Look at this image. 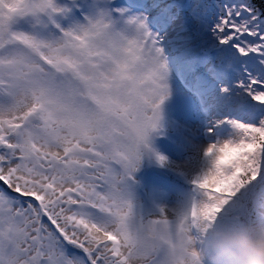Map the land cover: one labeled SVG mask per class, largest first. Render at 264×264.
Here are the masks:
<instances>
[{
  "label": "snow or ice",
  "instance_id": "6c2138e0",
  "mask_svg": "<svg viewBox=\"0 0 264 264\" xmlns=\"http://www.w3.org/2000/svg\"><path fill=\"white\" fill-rule=\"evenodd\" d=\"M182 7L0 0V264H209L210 229L264 222V8Z\"/></svg>",
  "mask_w": 264,
  "mask_h": 264
},
{
  "label": "clouds",
  "instance_id": "9594fccd",
  "mask_svg": "<svg viewBox=\"0 0 264 264\" xmlns=\"http://www.w3.org/2000/svg\"><path fill=\"white\" fill-rule=\"evenodd\" d=\"M199 247L209 264H264V222L218 224Z\"/></svg>",
  "mask_w": 264,
  "mask_h": 264
},
{
  "label": "rangeland",
  "instance_id": "374dc122",
  "mask_svg": "<svg viewBox=\"0 0 264 264\" xmlns=\"http://www.w3.org/2000/svg\"><path fill=\"white\" fill-rule=\"evenodd\" d=\"M161 2H164V3H168V4H177V5H183L182 8H176L174 9V11L177 13V19L175 21V24L173 25L174 29H176L177 31H180V26L181 25H184L186 29H195V27H197L198 25L197 24H194L193 23V20H192V8H191V5H193L195 2L194 0H170V1H167V0H161ZM201 3L205 4L208 6V8L206 9V12H211L213 11L212 9V5L215 4L216 2L214 0H201ZM184 33H187L188 35L192 36V43L193 45L195 46L197 43H199V41L196 39L195 35H194V31H185ZM187 127L191 128L193 130V134L195 136H198V133L196 132V128H197V124H196V120L195 118H190V119H187ZM186 156H193L194 155V152L192 150H189L187 153H185ZM177 159H182V157H177ZM147 164V163H145ZM153 167V166H151ZM144 169V165L141 166V168L139 169L140 172H142V170ZM160 174L161 175H164L165 173V170L163 169H160ZM168 175H171L172 177H175L173 174H168ZM175 178H178V177H175ZM180 179V178H178ZM183 183L184 181L182 179H180ZM152 182V181H151ZM151 182H148V180H146L144 178V174H142L139 178V180H137V185H138V188L140 190H142L143 192V195L145 194L146 196H148V192L147 190L145 189V186H144V183L146 184H149ZM160 191H162L163 193H169L167 194L168 196V202L172 203L175 201V199L177 198V195L173 194V192L167 190L166 188L164 187H161L159 189Z\"/></svg>",
  "mask_w": 264,
  "mask_h": 264
},
{
  "label": "bare ground",
  "instance_id": "6f19581e",
  "mask_svg": "<svg viewBox=\"0 0 264 264\" xmlns=\"http://www.w3.org/2000/svg\"><path fill=\"white\" fill-rule=\"evenodd\" d=\"M149 2H151V0H149ZM162 3H164V2H162ZM164 4H168V3H164ZM174 27V26H173ZM185 35H188L187 33H184ZM153 166V168L157 171L154 175H155V178L156 177H160L161 175L159 174V171H160V168H158V167H156L155 165H152ZM156 181H158V182H160L158 179H155ZM167 180V179H166ZM165 180V182H167V184L168 183H170V184H168L170 187H172L173 189H175L177 192H178V194H179V192L182 190V189H184L185 188V185L184 184H182L181 182H175V181H173V180H170V182H169V180L168 181H166ZM144 186H145V189L147 190V192H148V196H147V199H148V197L149 196H151V195H153V194H159V193H162V191H160L159 189L160 188H157V187H155V186H153L151 183H149V184H146V183H144ZM137 190H139V189H136V191ZM146 194V193H145ZM137 195L139 196V197H141V198H143L144 197V195H143V193L140 191H138L137 192Z\"/></svg>",
  "mask_w": 264,
  "mask_h": 264
},
{
  "label": "trees",
  "instance_id": "16d2710c",
  "mask_svg": "<svg viewBox=\"0 0 264 264\" xmlns=\"http://www.w3.org/2000/svg\"><path fill=\"white\" fill-rule=\"evenodd\" d=\"M217 2H218V0L216 1V3ZM254 3H255L257 8H264V0H254Z\"/></svg>",
  "mask_w": 264,
  "mask_h": 264
}]
</instances>
